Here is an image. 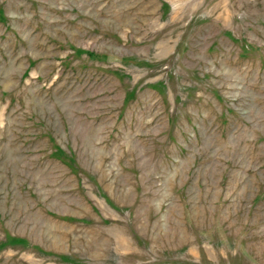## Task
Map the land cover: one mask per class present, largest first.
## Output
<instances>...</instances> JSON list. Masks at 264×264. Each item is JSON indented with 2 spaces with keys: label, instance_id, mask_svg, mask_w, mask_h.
Instances as JSON below:
<instances>
[{
  "label": "rangeland",
  "instance_id": "374dc122",
  "mask_svg": "<svg viewBox=\"0 0 264 264\" xmlns=\"http://www.w3.org/2000/svg\"><path fill=\"white\" fill-rule=\"evenodd\" d=\"M0 264H264V0H0Z\"/></svg>",
  "mask_w": 264,
  "mask_h": 264
}]
</instances>
